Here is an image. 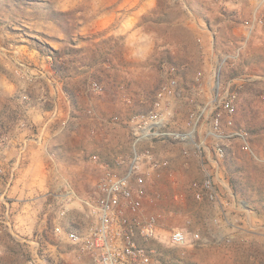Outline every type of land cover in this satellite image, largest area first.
<instances>
[{"label":"rangeland","instance_id":"374dc122","mask_svg":"<svg viewBox=\"0 0 264 264\" xmlns=\"http://www.w3.org/2000/svg\"><path fill=\"white\" fill-rule=\"evenodd\" d=\"M256 4L257 0H29L20 5L0 0V148L6 147L9 130L29 129L35 136L34 116L44 121L54 111L65 113L70 132L51 151L59 148L58 172L82 180L81 188L87 191L80 196H87L103 173L102 161L129 155V119L150 107L157 89L169 79L168 69L174 67L180 95L172 98L171 128L183 131L189 108L208 105L215 74L222 81L235 79L233 127L245 130L252 153L264 158V24L248 28ZM48 9L65 16L55 21ZM51 50L60 54L54 56ZM53 64L63 66L62 73ZM93 82L99 90L91 88ZM207 114L199 132L209 140ZM77 129L82 136L78 137ZM70 144L85 149L81 162L72 157ZM224 145L223 160L212 161L211 168L217 169V178L244 200L247 209L238 207L225 189L220 192L227 202L225 209L205 198L196 200L186 185L198 177L200 166L184 175L179 163L200 156L192 151L184 155L175 141L154 147V152L170 156L172 165L148 179V192L157 190L160 196L144 204L145 212L158 210L165 216L158 239L148 243L160 259L250 264L249 247L237 248L232 241L264 239L263 229L252 227L264 216V164L241 149L240 139L225 140ZM91 170L92 183L87 184L83 179ZM161 177L175 178V183L166 179L160 189ZM76 184L70 183L77 194ZM227 210L231 216L225 214ZM232 218L233 226L228 221ZM170 226H186L198 232L200 240L170 246Z\"/></svg>","mask_w":264,"mask_h":264},{"label":"built area","instance_id":"2783aa9c","mask_svg":"<svg viewBox=\"0 0 264 264\" xmlns=\"http://www.w3.org/2000/svg\"><path fill=\"white\" fill-rule=\"evenodd\" d=\"M264 24V0H257L256 8L248 28ZM169 79L163 82L153 96L150 107L135 113L129 119L131 151L125 158L118 157L113 162L102 161L103 173L95 184L93 193L81 198L88 222L82 231H68L67 238L85 253L91 255L96 264H184L180 260L160 259L149 242L158 239L165 216L161 211H144L145 202H155L160 193L148 192L146 183L154 173L169 166L167 158L157 159L146 143L153 141L192 142L191 149L184 147L182 153L191 151L197 156L203 155V143L195 140L200 121L209 111V135L212 137L213 162L218 164L225 156V140L240 139L241 149L250 152L248 133L233 127V115L238 97L235 79L220 80L214 76L212 94L207 106L189 108L185 122L186 130L171 128L174 114V98L180 95L179 82L173 75L174 67L168 69ZM195 80H200L197 73ZM93 90H99L98 83L91 84ZM264 100V94L261 95ZM56 115V112H52ZM224 128H230L228 132ZM252 156L264 164V158ZM97 160L96 155L91 156ZM125 164V171L116 173L115 168ZM0 173L2 170L0 168ZM171 174V173H169ZM196 200L207 199L218 203L225 209L227 202L216 189L214 174L206 170L201 180L191 183ZM177 197V195H176ZM68 198L61 200L59 216L68 211ZM216 221V220H215ZM56 234L62 233L60 226L54 227ZM200 240V234L190 232L187 227L170 226L167 231V243L170 246H184Z\"/></svg>","mask_w":264,"mask_h":264},{"label":"crops","instance_id":"0c3cea01","mask_svg":"<svg viewBox=\"0 0 264 264\" xmlns=\"http://www.w3.org/2000/svg\"><path fill=\"white\" fill-rule=\"evenodd\" d=\"M44 114L48 113L44 112ZM40 115L36 114L38 117ZM50 115H45L44 121H39L35 116L32 118L33 122L38 125L35 136H32L29 129L9 130L6 147L0 148V167L4 172V175L0 176V264H96L90 254L82 252L66 235L68 231H82L88 222V217L84 212L85 207L80 200L83 198L80 195L86 193L87 190L81 188L82 180L79 179V183L77 179L64 177L58 172L62 166L56 158L60 150L53 148L55 153L51 150L52 147H56V143L60 142L59 138L70 131L65 125L68 121L65 113L59 111L56 115ZM203 122L202 119L199 127ZM199 127L195 132V140H201L203 143L204 154L200 158L195 156L197 159L179 163V168L184 175L189 172L195 173L196 166L198 164L200 166L198 177L186 185L188 193L193 195L191 183L201 180L204 172L209 170L214 174L216 189L219 192L225 189L237 200L238 207L247 209L248 206L244 200L237 198L238 196L232 193L230 187L223 181L221 183L217 178V169L211 168L213 153L209 140L212 137L209 140L202 139ZM77 133L78 137L83 134L80 130ZM207 134H209V129L205 135ZM161 143L163 142L153 141L145 145L151 148L157 159L167 158L169 160V166L164 169L167 171L172 168L168 158L170 156L154 152V147ZM178 144L181 149L193 147L192 142ZM68 150L72 151L71 155L75 157V160L78 162L82 160L83 150H85L82 146L70 144ZM91 150L94 151V148L87 152ZM2 155L5 157H1ZM89 166L90 164H87V167ZM125 168L123 164L115 168V171L120 174L125 171ZM166 179L175 183L173 182L175 178H158L157 186L160 189ZM83 180L87 184L92 183V170L90 174H85ZM70 183L71 185L77 183L75 186L79 190L77 194ZM146 186L149 189L148 180ZM64 198L70 199L68 211L65 215L59 216L61 200ZM249 209L253 213V208L249 207ZM229 211L227 210L225 214L231 216ZM228 221L233 226L235 220L232 218ZM256 221L258 224H253L252 227H260L264 231V216ZM55 226L62 228L61 234L54 232ZM242 227L246 228L245 225ZM257 231L253 230V232ZM232 244L237 248L249 247L250 254H247V259L250 264H264V239H235Z\"/></svg>","mask_w":264,"mask_h":264},{"label":"trees","instance_id":"16d2710c","mask_svg":"<svg viewBox=\"0 0 264 264\" xmlns=\"http://www.w3.org/2000/svg\"><path fill=\"white\" fill-rule=\"evenodd\" d=\"M13 1H17L18 4H20V5H24V4H27V2H28L29 0H13ZM48 11H49V15H50L51 19H53V20H55V21H58V20L60 19V17L65 16V13H64V12H58V11L50 10V9H48ZM51 54L54 55V56H57V55L60 54V52L57 51V50H55V51H52V50H51ZM170 64H171V63H168V66H169ZM62 68H63V66H61V65L57 66L56 64H55V65L53 64V69H54L55 71H57V72L62 73V70L64 69V68H63V69H62ZM234 76H235V74H232V75H231V77H234ZM12 117H14V114H12ZM251 157L253 158V156H251ZM234 183H235V182H234V180H233L232 183H231V184H232V189L236 191V186H235Z\"/></svg>","mask_w":264,"mask_h":264}]
</instances>
